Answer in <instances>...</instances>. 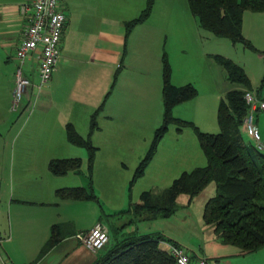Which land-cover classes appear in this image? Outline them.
Returning <instances> with one entry per match:
<instances>
[{
  "label": "crops",
  "instance_id": "obj_1",
  "mask_svg": "<svg viewBox=\"0 0 264 264\" xmlns=\"http://www.w3.org/2000/svg\"><path fill=\"white\" fill-rule=\"evenodd\" d=\"M26 1L30 0H0V34L13 37L16 40V49L25 24L20 7ZM63 1L65 4L61 3ZM60 3L67 21L62 36L60 60L52 78L39 90L36 85L38 78L33 74L36 60L34 57L30 58L27 61L28 75L34 84L31 90V98L35 100L34 108L31 112L21 108L15 123L8 125L9 122L6 121V124L3 122V127L1 126L0 139H5V146V133L10 135L18 123L15 141H18L17 158L7 164V156L2 157L5 166L10 165L8 173H5L6 167L2 158L0 163V264H93L103 249L111 243L110 229L104 218L119 213L124 205L119 206L108 198L104 201L100 193L96 192L95 187L91 185L92 178L89 177L88 151L85 147L70 143L66 125L73 123L78 132L86 137L90 131L92 114L111 91L97 115L98 129L91 135V140L97 147L94 174L98 169L113 170L117 157L108 142L110 139L115 142L127 140V124L143 115V109L154 104L156 120H159V99L162 94L160 63L155 61L157 71L154 73L147 65V69L141 71V76L132 75L129 70L120 67L126 59L125 50L127 51L130 42L123 32L116 29L113 20L100 15L95 23L90 20L84 25H76L73 23L74 9L70 2L60 0ZM88 15L86 19L95 18V14ZM149 35L143 34L147 38ZM159 42L160 38L154 46H159ZM9 44L14 42L9 40ZM132 44L135 45V42ZM166 45L165 42V47ZM144 47V44L139 47L141 53ZM157 48L159 47H156L155 52L160 51ZM150 52L147 47L144 54L148 56ZM134 78L139 81H136L137 84ZM184 80L185 83L182 81L174 84H197L194 79ZM250 80L252 90L257 91L264 99V77L261 81L251 77ZM135 106L140 108L139 111ZM256 124L264 142V110L256 112ZM245 133V139L255 144ZM73 157L82 158L80 170L70 171L65 175H54L50 172V160ZM12 163L16 166L13 173ZM85 169L90 179L89 186H86ZM64 187H92L97 198L70 199L57 196L56 190ZM140 202L139 198L136 203ZM162 219L166 218L146 220L153 221L151 223L160 221L163 225L152 224L143 230L135 225L134 228L130 226V229L123 225L120 233L123 235L120 239L117 238L116 242L126 234L159 232L183 246L176 235H169L166 229H163L165 220ZM99 221L107 225L110 239L104 248L94 252L78 239L77 234L90 230ZM62 223L70 225V232L41 255L50 238L52 226ZM206 227H209L207 229H210V234L205 243L196 247V251L188 250L193 260L207 258L210 264H264V247L242 253L239 247L222 243L213 226Z\"/></svg>",
  "mask_w": 264,
  "mask_h": 264
},
{
  "label": "rangeland",
  "instance_id": "obj_2",
  "mask_svg": "<svg viewBox=\"0 0 264 264\" xmlns=\"http://www.w3.org/2000/svg\"><path fill=\"white\" fill-rule=\"evenodd\" d=\"M68 1L74 9L73 23L84 25L90 20L95 23L97 17L102 15L103 18L112 19L113 25L117 26L116 29L126 36L125 22L137 17L146 7L148 0ZM61 3L65 4V1ZM90 13L95 14V18L86 19ZM144 33L150 34L149 37L143 36ZM243 34L249 45L241 41L234 43L229 38L216 36L200 27L189 7L188 0H154L150 16L142 23L135 25L127 38L130 43L127 45L126 59L121 67L129 70L132 75L141 76V71L147 69V65L153 73L156 72L155 61H157L158 64L160 63L162 73L165 52L171 69L172 83L182 81L185 83L184 78L192 79V81L194 79L197 84L195 85L194 82L192 84L198 90L192 101L177 104L178 106L173 108V116L193 122L202 131L217 133L220 131L217 119L220 100L227 91L238 88L240 85L228 80L225 68L215 59V55L232 59L254 80L261 81L264 77V11L246 10L244 12ZM157 37L160 38L159 46H154L156 40H159ZM9 40H12L14 44H9ZM15 41L10 35L0 34V120H2L0 131L3 122L6 124L5 122L8 121L9 125L15 123L18 117V110L12 108L15 72L19 64L15 58ZM133 41L135 45L132 44ZM143 44L145 47L141 53L139 47ZM147 47L151 51L148 56L144 54ZM156 47H159L157 49L160 51L155 52ZM28 70L29 62L24 66L27 74ZM133 80L137 84L138 80L136 78ZM161 95L159 120H156L154 104L150 108L143 109V115L127 124L126 129L129 131L127 140L115 142L110 139L108 142L117 157V164L113 166V170L98 169L92 176L91 185L95 187L97 193H100L104 201L108 198L119 206L124 205L121 206L124 208L120 209L119 213L104 218L110 229V244L122 237L123 234L120 233L124 226L130 229V226L134 228L135 225L141 230L152 224L162 226L160 221L151 223L153 221L144 220V214L134 209L141 193L145 190L159 192L169 186L183 171L203 166L207 162L194 128L186 126L179 131L178 125L171 123L159 144L158 154L156 153V157L154 156L147 166L144 175L131 184L139 162L150 147L156 128L162 123L163 97ZM135 109L139 111L140 108L135 106ZM17 133L18 123L10 135L7 136L5 133L7 145L4 146L5 139H0V163L1 158L5 156H7V164L10 160L17 158L18 141L15 142ZM2 163L5 166L3 158ZM5 167V173H8L10 165ZM15 170L16 166L12 163L11 173ZM85 172L86 186H89L87 169ZM215 194V182L192 200L189 195L181 194L177 199V211L171 217L162 219L165 220L163 229H166L169 235H176L187 250L196 251V247L203 245L210 234V229H207L209 227H206L207 224L203 220V209L207 199ZM112 227L115 230H112Z\"/></svg>",
  "mask_w": 264,
  "mask_h": 264
},
{
  "label": "trees",
  "instance_id": "obj_3",
  "mask_svg": "<svg viewBox=\"0 0 264 264\" xmlns=\"http://www.w3.org/2000/svg\"><path fill=\"white\" fill-rule=\"evenodd\" d=\"M188 3L200 27L216 36L229 38L234 43L241 41L248 44L243 34L244 12L264 11V0H188ZM153 4L154 0H148L137 17L125 22L126 39L135 25L150 16ZM215 59L225 68L228 80L240 87L230 89L221 98L217 111L220 131L211 133L202 131L191 121L173 116V108L196 97L198 90L192 83H172L170 65L164 52L162 123L156 128L150 147L139 162L131 184L144 175L171 123H176L179 131L186 126L194 128L207 162L203 166L183 171L159 192L143 191L140 195L141 202L136 203L134 209L143 213L144 219L168 218L177 211V199L181 194L189 195L192 200L215 182L216 194L207 199L204 205V223L214 227L222 243L235 245L242 253H249L264 247V152L244 137V118L248 111L245 92L253 88L250 77L242 66L222 55H215ZM109 93L111 91L92 114L90 131L86 137L78 132L73 123L66 125L70 143L85 147L88 151L90 178L97 152L91 135L98 129L97 115ZM81 166L80 157L58 158L49 162V170L54 175L78 171ZM56 194L70 199L97 198L92 187H64L57 189ZM68 226L70 225L66 223L52 226L50 238L41 255L70 232ZM112 230L115 228L112 227ZM170 245L180 246L175 240L159 232L126 234L121 240L106 246L93 264H177L170 252Z\"/></svg>",
  "mask_w": 264,
  "mask_h": 264
},
{
  "label": "built area",
  "instance_id": "obj_4",
  "mask_svg": "<svg viewBox=\"0 0 264 264\" xmlns=\"http://www.w3.org/2000/svg\"><path fill=\"white\" fill-rule=\"evenodd\" d=\"M21 14L25 19L15 58L19 64L15 72L13 90V110L32 111L35 100L31 98V77L24 71L27 61L34 57L36 65L33 74L37 76V88L46 86L56 69L61 55V42L67 16L60 0H32L21 4ZM37 96V95H36ZM248 111L244 118V129L255 142L258 149L264 150L261 132L256 124V112L264 110V99L255 90L245 92ZM78 239L94 252L104 248L110 239L106 224L99 221L90 230L77 234ZM170 252L177 264H210L207 258L193 260L190 252L183 246L170 245Z\"/></svg>",
  "mask_w": 264,
  "mask_h": 264
}]
</instances>
